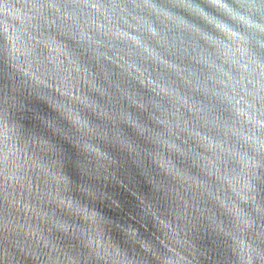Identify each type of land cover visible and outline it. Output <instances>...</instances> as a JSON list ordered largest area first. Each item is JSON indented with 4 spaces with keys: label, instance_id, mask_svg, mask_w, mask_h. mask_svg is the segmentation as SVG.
Segmentation results:
<instances>
[{
    "label": "water",
    "instance_id": "95a60500",
    "mask_svg": "<svg viewBox=\"0 0 264 264\" xmlns=\"http://www.w3.org/2000/svg\"><path fill=\"white\" fill-rule=\"evenodd\" d=\"M0 264H264V0H0Z\"/></svg>",
    "mask_w": 264,
    "mask_h": 264
}]
</instances>
